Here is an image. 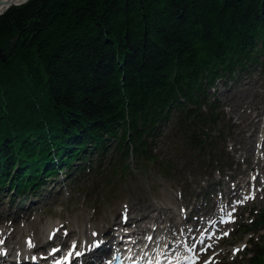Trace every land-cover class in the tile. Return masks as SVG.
Masks as SVG:
<instances>
[{"label": "trees", "instance_id": "trees-1", "mask_svg": "<svg viewBox=\"0 0 264 264\" xmlns=\"http://www.w3.org/2000/svg\"><path fill=\"white\" fill-rule=\"evenodd\" d=\"M15 38L0 59V191L109 152L157 161L173 110L178 146L223 170L228 125L211 90L264 73V0H29L0 15V48ZM256 216L247 232L264 228ZM248 264H264V245Z\"/></svg>", "mask_w": 264, "mask_h": 264}, {"label": "rangeland", "instance_id": "rangeland-1", "mask_svg": "<svg viewBox=\"0 0 264 264\" xmlns=\"http://www.w3.org/2000/svg\"><path fill=\"white\" fill-rule=\"evenodd\" d=\"M211 92L221 102L223 107L219 111L226 113L224 124L228 125L225 129L227 140L218 142L217 148L220 156L224 153L225 160L234 163L233 171L225 177L209 164L208 159L193 157L194 152L180 148L177 139L170 137L172 123H168L162 128L164 134L155 149L157 161L139 164L130 159L128 170L119 166L114 173L115 158L109 155L99 167L94 157L83 171L75 170L65 181L61 176L57 177L58 184H46L44 194L41 192L24 202L16 200L13 203L12 194H8L6 187L4 194H0V246L9 237V242L24 251L29 237L42 243L46 229L55 223L65 226L63 235L71 233L65 242L76 244L86 239L84 237L94 228L102 227L103 231L122 224L128 210L127 217L139 220L137 224L144 233L156 231L168 239L172 248L184 250L180 243L184 245L190 238L183 237L177 227H195L194 216L199 207L202 211L207 208L215 211L219 202L225 206L230 200L223 209L233 210L234 201L232 204V198H229L238 191V196H252L248 207L244 210L238 207L231 222L225 225L216 224L208 231L203 229L200 237L211 233L214 236L194 251L201 258L198 264L206 261L210 264L248 263L252 254L245 253L256 249L253 241L264 242L261 240L264 230L245 234L243 226L252 220L247 212L253 208L264 210V73L257 67L237 73L228 83L219 79L216 91ZM168 161L171 167L165 169L170 172L169 178L163 176L161 165ZM80 163H75L74 167ZM209 168L211 172L207 171ZM206 171L215 175L211 177ZM184 207H190L189 212H194L193 221L185 219V213L187 216L191 213ZM226 232L227 236L224 235ZM191 236L196 235L191 233ZM197 242L188 246L193 247ZM207 248L210 254H204Z\"/></svg>", "mask_w": 264, "mask_h": 264}, {"label": "bare ground", "instance_id": "bare-ground-1", "mask_svg": "<svg viewBox=\"0 0 264 264\" xmlns=\"http://www.w3.org/2000/svg\"><path fill=\"white\" fill-rule=\"evenodd\" d=\"M25 1L27 2L29 0H0V14L2 12H4L7 9L8 6H11V5L13 6L14 4H20V3H23ZM14 6H17V5H14ZM138 221H136V219L134 217H131L130 224L134 225ZM62 229L63 228H60V224H58V223H55V224L51 225L49 228L46 229V232H45L46 233V236L45 237L46 238H49V237H52L53 236V238H52L53 240H51V243L50 244H54L55 241H58L62 237V234H61V232H62L61 230ZM70 234H68L67 236H69ZM30 236L34 237V235H30ZM9 241H10V239L7 238V241L6 242H7L8 248H9V252L14 253V251L16 250V245L13 242H9ZM94 241H96V239H94ZM165 244L166 243H164V247H165ZM41 248L45 249L46 248L45 247V244L42 245ZM59 252H60V249H59V251H54V250L52 251L51 250L48 259H50V257H52V256L57 255ZM69 252H71V251H69ZM67 254L65 255L64 258L61 257L60 259H58V261L60 262V264H62V262H63V264H67L69 261H71V256L69 257ZM66 257H67V259H66ZM54 263L57 264V261H55Z\"/></svg>", "mask_w": 264, "mask_h": 264}, {"label": "water", "instance_id": "water-1", "mask_svg": "<svg viewBox=\"0 0 264 264\" xmlns=\"http://www.w3.org/2000/svg\"><path fill=\"white\" fill-rule=\"evenodd\" d=\"M25 2L20 3V4H14V5H21V4H24ZM11 6H8L7 9H9ZM1 14H3V12ZM17 42H18V39L15 38V39H12L7 45L1 47L0 50H2V53H0V54H2V55H0V59L6 60L8 57H10L13 50L15 49V47L17 45Z\"/></svg>", "mask_w": 264, "mask_h": 264}, {"label": "snow or ice", "instance_id": "snow-or-ice-1", "mask_svg": "<svg viewBox=\"0 0 264 264\" xmlns=\"http://www.w3.org/2000/svg\"><path fill=\"white\" fill-rule=\"evenodd\" d=\"M0 53H2V50H0ZM0 55H2V54H0ZM253 179H255V177H253ZM248 198H251V197H246L245 199H248ZM233 210H234V209H233ZM228 216H229V219H228V220H222L221 222H222V223L231 222V219H232V213H229ZM93 235L95 236L96 233L94 232ZM224 235L227 236L228 233L226 232V233H224ZM148 239L151 240V237H149ZM201 243H203V241H201ZM93 247H99V244H94ZM209 247H210V246H209ZM72 248H73V250H75V248H76L75 243H73ZM54 251H59V249H55ZM67 255L70 257V256L73 255V253H72V252H69ZM76 255L78 256V255H80V253H79V252H76ZM66 259H67V257H66ZM57 264H60V262L57 261ZM193 264H195V262H193ZM205 264H210V262H207V261H206Z\"/></svg>", "mask_w": 264, "mask_h": 264}]
</instances>
